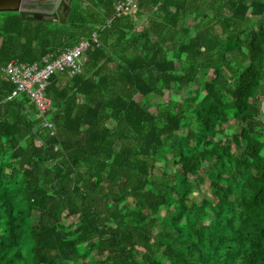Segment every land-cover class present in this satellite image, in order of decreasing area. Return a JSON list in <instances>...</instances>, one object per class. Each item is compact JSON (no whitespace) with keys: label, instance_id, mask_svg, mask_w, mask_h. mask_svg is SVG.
<instances>
[{"label":"trees","instance_id":"1","mask_svg":"<svg viewBox=\"0 0 264 264\" xmlns=\"http://www.w3.org/2000/svg\"><path fill=\"white\" fill-rule=\"evenodd\" d=\"M115 2L0 11V66L99 41L43 114L0 71V264H264V0Z\"/></svg>","mask_w":264,"mask_h":264},{"label":"built area","instance_id":"2","mask_svg":"<svg viewBox=\"0 0 264 264\" xmlns=\"http://www.w3.org/2000/svg\"><path fill=\"white\" fill-rule=\"evenodd\" d=\"M138 0H116L114 15L120 16L134 11ZM91 42L99 44L97 34L92 32L89 39H80L72 46L65 47L56 53H46L39 61L25 64L16 58L9 59L0 66V71L6 80L14 85L6 99L14 98L24 92L34 102L38 111L44 113L51 104V100L44 93L50 75L56 72H66L72 76L81 70L84 57L83 52L91 46ZM44 125L53 133V125L44 120Z\"/></svg>","mask_w":264,"mask_h":264},{"label":"water","instance_id":"3","mask_svg":"<svg viewBox=\"0 0 264 264\" xmlns=\"http://www.w3.org/2000/svg\"><path fill=\"white\" fill-rule=\"evenodd\" d=\"M24 0H18V3L22 4ZM43 2V10L36 9L35 7L30 8V12H28V17L23 15V7L22 5L14 8L12 10L20 12L21 17L29 18L34 21L44 20V21H58L65 22L67 15L70 10V3L72 0H41ZM264 110V103L262 105Z\"/></svg>","mask_w":264,"mask_h":264},{"label":"flooded vegetation","instance_id":"4","mask_svg":"<svg viewBox=\"0 0 264 264\" xmlns=\"http://www.w3.org/2000/svg\"><path fill=\"white\" fill-rule=\"evenodd\" d=\"M22 5L23 7V15L25 17L31 16L28 14L30 12V8L35 7L39 10H43V2L41 0H24L22 4L18 3V0H0V11H13L12 9L17 8L18 6ZM20 14V12H19ZM27 19V18H25ZM29 19V18H28ZM31 20V19H29ZM42 21V20H39Z\"/></svg>","mask_w":264,"mask_h":264},{"label":"rangeland","instance_id":"5","mask_svg":"<svg viewBox=\"0 0 264 264\" xmlns=\"http://www.w3.org/2000/svg\"><path fill=\"white\" fill-rule=\"evenodd\" d=\"M169 96H172V94L169 93L168 91H166L165 95H164V98H167ZM153 100H158L159 101L160 99L159 98H154ZM149 110H154V107L153 106L149 107ZM204 189H206V183L200 186V190H197L196 194H198V196H201L203 194V192H205Z\"/></svg>","mask_w":264,"mask_h":264}]
</instances>
